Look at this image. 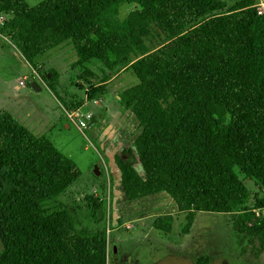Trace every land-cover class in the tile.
Returning a JSON list of instances; mask_svg holds the SVG:
<instances>
[{
  "label": "trees",
  "instance_id": "trees-1",
  "mask_svg": "<svg viewBox=\"0 0 264 264\" xmlns=\"http://www.w3.org/2000/svg\"><path fill=\"white\" fill-rule=\"evenodd\" d=\"M125 4L138 7L122 21ZM258 0H0L9 19L0 24L59 103L55 69L42 72L45 55L70 45L87 85V100L106 93L88 65L130 71L138 83L118 95L141 129L132 147L114 159L125 197L165 193L185 213L188 235L196 213L229 214L239 256L264 253V15ZM156 43L155 47L147 45ZM50 74V78H47ZM139 164L141 177L135 169ZM80 177L73 162L46 137H36L8 113L0 114V264H107L104 230L77 228L69 207L47 206ZM254 201L249 206L250 200ZM91 218L104 216L99 194ZM236 210V212H235ZM157 221L156 230L166 233ZM210 257L196 264H210Z\"/></svg>",
  "mask_w": 264,
  "mask_h": 264
},
{
  "label": "rangeland",
  "instance_id": "rangeland-1",
  "mask_svg": "<svg viewBox=\"0 0 264 264\" xmlns=\"http://www.w3.org/2000/svg\"><path fill=\"white\" fill-rule=\"evenodd\" d=\"M30 6L43 0H25ZM138 7L125 4L119 10L122 21L131 22ZM257 11H264V0H258ZM9 15L0 12L1 24ZM0 37V113H9L18 123L36 137H46L52 145L76 166L80 177L71 183L67 194L47 207H69L77 222V228L88 232L104 230L109 243L107 264H196L200 258L210 257V264H264V253L257 260L250 255L240 257L230 232L229 214L196 213L188 233H181L185 213L165 193L130 201L120 184V173L114 159L124 149L132 147L141 129L134 115L121 106L118 95L135 86L138 81L130 71L111 73L100 63L89 66L95 74L92 81L99 84L107 76L106 93L96 101H88L87 85L79 70L72 67L77 60L70 45H64V58H49L48 54L39 66L42 72L54 68L60 73V93L69 107H82L70 112L59 107V101L40 85L19 53ZM147 45L155 47L156 43ZM49 58V60H48ZM39 81L43 82L40 75ZM25 86H20L19 82ZM32 83L41 87L40 92L31 88ZM44 83V82H43ZM58 101V102H57ZM61 116L69 120L66 128ZM89 116V117H88ZM80 118L85 124H80ZM97 166L100 176L94 174ZM138 174L144 178L139 164ZM245 184L252 195L262 197L254 181ZM100 190L104 216L95 223L89 214L87 202ZM254 201H249L252 206ZM236 212V210H235ZM165 216H172L168 232L156 230L157 221L165 224ZM117 248V262L113 263L112 247ZM4 253L0 242V257Z\"/></svg>",
  "mask_w": 264,
  "mask_h": 264
},
{
  "label": "crops",
  "instance_id": "crops-1",
  "mask_svg": "<svg viewBox=\"0 0 264 264\" xmlns=\"http://www.w3.org/2000/svg\"><path fill=\"white\" fill-rule=\"evenodd\" d=\"M2 35V34H1ZM2 37H3V41H5L6 42V44H8L9 46H11V47H13L18 53H19V55L22 57V55L20 54V52L17 50V48L11 43V41L7 38V37H5V36H3L2 35ZM63 47L64 46H62V47H59V48H57V49H54V50H51V51H49L47 54H48V56H49V58H56V59H62V58H64V57H62L64 54H63ZM23 58V57H22ZM49 58H48V60H49ZM23 60L26 62V64L31 68V70H32V73L34 74V76L37 78V80H38V82L40 83V85L42 86V87H44L51 95H53L54 96V94L48 89V87L45 85V83H43V82H41V81H39V79H38V73L31 67V65L23 58ZM52 69H54V68H52ZM56 70V69H55ZM57 71V70H56ZM59 73V72H58ZM59 75H60V73H59ZM20 83H21V81L19 82V85H20ZM23 83V85H20V86H25V84H24V82H22ZM37 84V83H36ZM37 86L40 88V91H41V87L37 84ZM39 91V92H40ZM54 98H55V96H54ZM58 102V101H57ZM59 103V102H58ZM59 107H60V110H61V112L63 113V110H65L64 108H63V106L59 103ZM0 114H2V113H0ZM9 114V113H8ZM10 115V114H9ZM61 121H63V123L65 124V126H66V128H69L70 127V124H72L69 120H65V119H63L62 118V116H61ZM108 250H109V243H108V241H107V252H108Z\"/></svg>",
  "mask_w": 264,
  "mask_h": 264
},
{
  "label": "water",
  "instance_id": "water-1",
  "mask_svg": "<svg viewBox=\"0 0 264 264\" xmlns=\"http://www.w3.org/2000/svg\"><path fill=\"white\" fill-rule=\"evenodd\" d=\"M47 78H50V74H47ZM31 88L35 91V92H39L40 91V88L37 86L36 83H32L31 84ZM94 174L96 176H100V172H99V169L97 166L94 167ZM98 194H99V197L101 198V193H100V190H98ZM112 252H113V255L115 257V260L117 259V248L115 246L112 247Z\"/></svg>",
  "mask_w": 264,
  "mask_h": 264
},
{
  "label": "built area",
  "instance_id": "built-area-1",
  "mask_svg": "<svg viewBox=\"0 0 264 264\" xmlns=\"http://www.w3.org/2000/svg\"><path fill=\"white\" fill-rule=\"evenodd\" d=\"M257 13H258L259 15H264V11H263V12H258V11H257ZM1 23H2V22H1V19H0V24H1ZM0 37H2L1 33H0ZM20 85H23V83L21 82ZM88 117H89V116H88ZM79 120H80V124H81V125H84V124L86 123L85 120L82 119V118H80Z\"/></svg>",
  "mask_w": 264,
  "mask_h": 264
},
{
  "label": "flooded vegetation",
  "instance_id": "flooded-vegetation-1",
  "mask_svg": "<svg viewBox=\"0 0 264 264\" xmlns=\"http://www.w3.org/2000/svg\"><path fill=\"white\" fill-rule=\"evenodd\" d=\"M111 252H112V251H111ZM112 254H113V252H112ZM117 255H118V253H117ZM117 260H118V258L115 260V257H114V255H113V263H116Z\"/></svg>",
  "mask_w": 264,
  "mask_h": 264
}]
</instances>
